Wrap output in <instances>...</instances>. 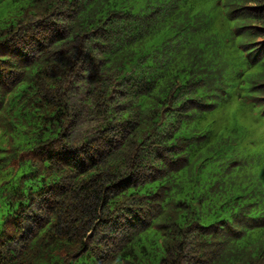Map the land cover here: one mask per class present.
Wrapping results in <instances>:
<instances>
[{"label": "trees", "instance_id": "16d2710c", "mask_svg": "<svg viewBox=\"0 0 264 264\" xmlns=\"http://www.w3.org/2000/svg\"><path fill=\"white\" fill-rule=\"evenodd\" d=\"M234 98L264 117V0H0V264H264Z\"/></svg>", "mask_w": 264, "mask_h": 264}, {"label": "rangeland", "instance_id": "374dc122", "mask_svg": "<svg viewBox=\"0 0 264 264\" xmlns=\"http://www.w3.org/2000/svg\"><path fill=\"white\" fill-rule=\"evenodd\" d=\"M234 112L237 113L238 122L247 126L246 141L249 143L251 140H255L264 143V117L257 114L254 110L241 105L236 98L229 101L227 105H223L221 108L210 113L206 117V120L216 130H222L226 125L228 126L235 120ZM81 123H77L74 129V136L84 134L86 125L82 126Z\"/></svg>", "mask_w": 264, "mask_h": 264}]
</instances>
